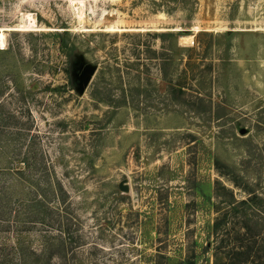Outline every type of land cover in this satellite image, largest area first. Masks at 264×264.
Wrapping results in <instances>:
<instances>
[{"label":"rangeland","instance_id":"rangeland-1","mask_svg":"<svg viewBox=\"0 0 264 264\" xmlns=\"http://www.w3.org/2000/svg\"><path fill=\"white\" fill-rule=\"evenodd\" d=\"M84 1L0 0V264L264 256V0Z\"/></svg>","mask_w":264,"mask_h":264},{"label":"trees","instance_id":"trees-1","mask_svg":"<svg viewBox=\"0 0 264 264\" xmlns=\"http://www.w3.org/2000/svg\"><path fill=\"white\" fill-rule=\"evenodd\" d=\"M177 49L181 48L177 47ZM179 87L182 88L180 85ZM237 203L231 206V210H237ZM241 203L247 201L242 200ZM208 228L216 237L214 264H264V256L259 255V249L254 251V247L259 243L258 236L262 233L261 230H253L247 221L227 222L226 218L216 219ZM208 243L209 247L212 246L210 240ZM260 259L263 260L262 263H259Z\"/></svg>","mask_w":264,"mask_h":264},{"label":"bare ground","instance_id":"bare-ground-1","mask_svg":"<svg viewBox=\"0 0 264 264\" xmlns=\"http://www.w3.org/2000/svg\"><path fill=\"white\" fill-rule=\"evenodd\" d=\"M73 4L76 6V10L79 14V16L81 17L82 20H84L86 18V3L84 0H73ZM23 24L25 26H34L37 25V19L35 16H32L30 14H24L23 16ZM69 31V30H68ZM192 32H195L192 30H190ZM202 31V30H201ZM208 32H213V30H207ZM198 32V31H197ZM181 38V43H183L184 41H187V43L193 40L194 36L190 35V36H182Z\"/></svg>","mask_w":264,"mask_h":264},{"label":"water","instance_id":"water-1","mask_svg":"<svg viewBox=\"0 0 264 264\" xmlns=\"http://www.w3.org/2000/svg\"><path fill=\"white\" fill-rule=\"evenodd\" d=\"M92 72H93V69L90 68V67H86L84 69V71H83V78H82V80H83L84 83H88L91 80V74H92ZM122 189L127 190L128 187L124 185V186H122Z\"/></svg>","mask_w":264,"mask_h":264}]
</instances>
